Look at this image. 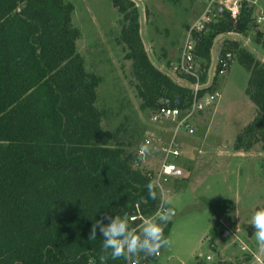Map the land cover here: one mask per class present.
Segmentation results:
<instances>
[{
	"label": "trees",
	"instance_id": "1",
	"mask_svg": "<svg viewBox=\"0 0 264 264\" xmlns=\"http://www.w3.org/2000/svg\"><path fill=\"white\" fill-rule=\"evenodd\" d=\"M108 1L122 14L119 38L132 62L140 107L187 106L190 90L159 72L143 52L133 3ZM70 12L61 0H0V264H100L103 237L97 230V238L88 239L93 223L106 215L129 216L134 205L148 215L158 203L144 173L100 127L94 106L99 79L85 72L76 53ZM216 17L193 34L202 69L216 36L244 33L251 25L245 2L235 21L223 8ZM253 42L264 49L260 31ZM225 48L248 73L244 92L256 107L233 147L259 142L264 149V64L233 40ZM152 259L138 257L139 264Z\"/></svg>",
	"mask_w": 264,
	"mask_h": 264
},
{
	"label": "rangeland",
	"instance_id": "2",
	"mask_svg": "<svg viewBox=\"0 0 264 264\" xmlns=\"http://www.w3.org/2000/svg\"><path fill=\"white\" fill-rule=\"evenodd\" d=\"M61 1L71 5L70 24L78 33L75 50L83 68L99 79L94 106L100 113V127L114 134L112 145L121 144L131 166L144 173L148 185L155 184L158 203L145 218L153 217L164 201L174 209L165 237L172 243L152 255L149 263L239 264L251 260L258 264L260 260L264 264V250L257 244L251 223L255 211L264 208V149L259 142L247 149L233 147L236 135L256 112L244 92L248 73L235 56L226 74L213 77L203 89V98L213 92L217 96L212 103H200L201 108L194 109L187 119L192 129L188 134L176 129L170 119L151 121L155 108L140 107L132 62L125 57L127 49L119 38L122 14L108 0ZM130 1L137 11V34L149 62L177 85L189 88L173 68L179 63L186 31L204 11V3ZM216 6L209 5L213 20ZM254 31L252 28L251 37ZM219 37L210 47L211 57L216 47L222 50L230 40ZM246 50L264 61V51L256 47ZM196 64L201 71L203 63L197 60ZM170 142L179 151L175 165L181 175L161 182L157 177L160 158ZM141 145L150 148L144 157L137 155Z\"/></svg>",
	"mask_w": 264,
	"mask_h": 264
},
{
	"label": "built area",
	"instance_id": "3",
	"mask_svg": "<svg viewBox=\"0 0 264 264\" xmlns=\"http://www.w3.org/2000/svg\"><path fill=\"white\" fill-rule=\"evenodd\" d=\"M246 2V0H226L224 3L217 4L216 11L223 8L228 17L235 21L238 16L240 3ZM219 7V8H217ZM214 14L209 9L208 6L205 7L204 11L201 13L198 20L192 24L186 31L185 41L181 44V54L178 65H175L173 70L177 73H181L182 76H189L192 81L189 83L191 94V100L187 106L184 108L178 107H169L167 105H161L155 108L150 115L151 121H156L160 119H170L175 122L176 129H182L186 133L191 134L192 129L189 125L188 118L195 112V110L201 108V104L208 105L212 103L217 96V93L213 92L207 97L202 96L203 89L210 85L213 77H218L219 75L226 74L230 62L233 58V53L225 49L221 50V47H216L213 53V57L210 58L206 69L198 70L196 61L198 60L194 52V33L204 30V25L208 22L213 21ZM261 16H258L256 22L261 20ZM234 32L228 31L223 34H220L219 40L222 39V36L230 37ZM218 40V41H219ZM229 40V41H230ZM227 46V43H225ZM199 61V60H198ZM203 75V80H200V76ZM197 104V105H196ZM191 106L190 109L188 107ZM195 109V110H194ZM173 143L167 145V148L164 149L163 155L160 158L159 170L157 172V177L162 181H166L168 177H177L181 175L180 170L176 167L175 163L179 156V151ZM137 155H140V150L137 151ZM175 160V162H174ZM129 223L132 225V228L139 231V227L145 218V215L140 212L137 205H134L133 212L128 216ZM208 258V257H207ZM128 264V262H126Z\"/></svg>",
	"mask_w": 264,
	"mask_h": 264
},
{
	"label": "clouds",
	"instance_id": "4",
	"mask_svg": "<svg viewBox=\"0 0 264 264\" xmlns=\"http://www.w3.org/2000/svg\"><path fill=\"white\" fill-rule=\"evenodd\" d=\"M150 148L141 145L140 155H148ZM149 195L156 199L154 182L149 183ZM162 202L153 217L144 218L139 233L132 228L127 215L105 216L93 223L89 241L97 238L99 230L102 239V254L99 257L100 264H107L109 259L123 258L128 264H139L140 254L145 256L158 255L162 247L170 246L171 240L164 237V226L172 219L174 209L165 206ZM104 221H107L105 223ZM252 227L258 246L264 250V208L255 211L252 216Z\"/></svg>",
	"mask_w": 264,
	"mask_h": 264
},
{
	"label": "crops",
	"instance_id": "5",
	"mask_svg": "<svg viewBox=\"0 0 264 264\" xmlns=\"http://www.w3.org/2000/svg\"><path fill=\"white\" fill-rule=\"evenodd\" d=\"M197 1V3L201 2L204 3V7H206L207 4H212V3H216L219 4L220 3H224V1L226 0H195ZM246 4L247 7L250 9V18L252 20L253 23V27L248 28L244 33H233V35L230 37L233 41L236 42V44H238V47L245 49L247 47H256L262 51H264V49H262L259 45L255 44L253 42V37L250 36V34H252V28L255 29V31H260L263 35H264V0H246ZM195 3V2H194ZM258 16H261V20L259 22H256V19ZM250 41H252V46H250ZM248 52V51H247ZM249 53V52H248ZM259 62L264 63V61L262 60V58L259 60ZM252 258V257H250ZM239 264H253V261H249V263L240 261ZM258 264L260 263V260L258 261ZM263 264V263H262Z\"/></svg>",
	"mask_w": 264,
	"mask_h": 264
},
{
	"label": "water",
	"instance_id": "6",
	"mask_svg": "<svg viewBox=\"0 0 264 264\" xmlns=\"http://www.w3.org/2000/svg\"><path fill=\"white\" fill-rule=\"evenodd\" d=\"M220 10V9H219Z\"/></svg>",
	"mask_w": 264,
	"mask_h": 264
}]
</instances>
